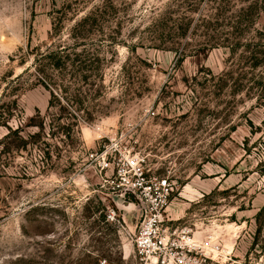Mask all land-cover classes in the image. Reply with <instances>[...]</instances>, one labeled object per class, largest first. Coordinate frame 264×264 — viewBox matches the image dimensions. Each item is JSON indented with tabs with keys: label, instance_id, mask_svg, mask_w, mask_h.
Masks as SVG:
<instances>
[{
	"label": "rangeland",
	"instance_id": "374dc122",
	"mask_svg": "<svg viewBox=\"0 0 264 264\" xmlns=\"http://www.w3.org/2000/svg\"><path fill=\"white\" fill-rule=\"evenodd\" d=\"M129 151L184 261L264 264V0H0V264H154Z\"/></svg>",
	"mask_w": 264,
	"mask_h": 264
},
{
	"label": "built area",
	"instance_id": "2783aa9c",
	"mask_svg": "<svg viewBox=\"0 0 264 264\" xmlns=\"http://www.w3.org/2000/svg\"><path fill=\"white\" fill-rule=\"evenodd\" d=\"M151 117L156 112L149 113ZM108 147L101 154L102 163L108 166ZM113 190L125 201V195L134 197L136 225L127 231L130 242L144 260H155L154 264H192L184 261L192 252L188 244L178 245L164 230L165 214L171 203L175 185L168 175L152 171L146 166V158L129 151L118 158L114 165ZM109 218L117 220V212L111 209Z\"/></svg>",
	"mask_w": 264,
	"mask_h": 264
},
{
	"label": "water",
	"instance_id": "95a60500",
	"mask_svg": "<svg viewBox=\"0 0 264 264\" xmlns=\"http://www.w3.org/2000/svg\"><path fill=\"white\" fill-rule=\"evenodd\" d=\"M134 200H135V199H134L133 195H131L130 193H128V194L125 195V203H126V204H131V205H133L132 202H133ZM135 208L139 209V207H135Z\"/></svg>",
	"mask_w": 264,
	"mask_h": 264
},
{
	"label": "trees",
	"instance_id": "16d2710c",
	"mask_svg": "<svg viewBox=\"0 0 264 264\" xmlns=\"http://www.w3.org/2000/svg\"><path fill=\"white\" fill-rule=\"evenodd\" d=\"M90 18V17H89ZM89 18H87V19H89ZM22 138V141L24 142V143H26V140L25 139H23V137H21ZM22 146H24V145H22ZM102 219H106V215H102Z\"/></svg>",
	"mask_w": 264,
	"mask_h": 264
},
{
	"label": "bare ground",
	"instance_id": "6f19581e",
	"mask_svg": "<svg viewBox=\"0 0 264 264\" xmlns=\"http://www.w3.org/2000/svg\"><path fill=\"white\" fill-rule=\"evenodd\" d=\"M217 252V251H216Z\"/></svg>",
	"mask_w": 264,
	"mask_h": 264
}]
</instances>
